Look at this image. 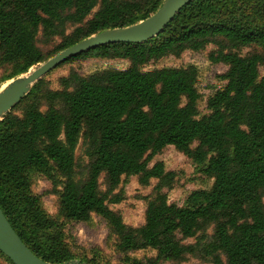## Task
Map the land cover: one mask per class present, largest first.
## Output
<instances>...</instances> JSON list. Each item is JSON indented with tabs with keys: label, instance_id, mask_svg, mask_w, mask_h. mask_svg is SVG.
<instances>
[{
	"label": "trees",
	"instance_id": "trees-1",
	"mask_svg": "<svg viewBox=\"0 0 264 264\" xmlns=\"http://www.w3.org/2000/svg\"><path fill=\"white\" fill-rule=\"evenodd\" d=\"M164 1L0 0V87L93 35L149 18ZM209 47L208 61L227 70L201 116L196 66L146 67ZM89 59L128 67L88 76L72 67L55 87L46 75L0 121V207L22 242L51 264H113L99 247L88 256L66 241V225L96 216L118 264H264V0H193L155 38L96 47L56 69ZM168 147L213 181L182 207L168 199L180 173L151 165ZM33 174L51 182L54 217ZM131 177L150 189L139 227L113 210ZM139 252L151 255L134 259ZM0 264L13 262L0 251Z\"/></svg>",
	"mask_w": 264,
	"mask_h": 264
},
{
	"label": "rangeland",
	"instance_id": "rangeland-1",
	"mask_svg": "<svg viewBox=\"0 0 264 264\" xmlns=\"http://www.w3.org/2000/svg\"><path fill=\"white\" fill-rule=\"evenodd\" d=\"M212 47H209L204 53L185 52L179 59L168 57L156 64L146 67V71L161 68H183L194 65L199 69L198 89L203 96L200 103L201 116L209 114L206 109V101L216 91L222 89L225 82L219 76L223 75L227 68L223 65H213L208 61L207 55ZM37 67V66H36ZM34 67V68H36ZM78 68L83 76L92 75L107 69L123 70L128 67L125 61H108L99 59H89L79 64L65 65L59 69L53 70L47 74V79L52 82L53 87L56 86L58 77L66 75L70 68ZM1 75V72H0ZM260 77L264 79V68H260ZM9 83V82H8ZM8 83L0 87L2 91ZM79 149L76 155H79ZM156 161H162L167 171L179 172L178 183L176 187L168 192L169 203L183 206L187 197L196 190L210 189L212 182L203 177L201 166L190 161L184 155L175 150L174 147H168L161 156L157 157L151 165ZM33 192L42 199V205L45 212L54 217L56 215L57 196L50 193L51 182L40 174H33ZM125 200L118 206H113V210L119 211L124 219L125 224L130 227H139L144 223L145 203L143 197L149 194L150 189H143L138 184L135 177L129 178L122 186ZM66 241L75 253H86L92 255L93 248L99 247L106 254L104 257L111 260L113 264L119 263L118 254L107 243L108 231L106 224L96 216H93L90 223L76 224L71 223L65 226ZM87 249V251L83 250ZM151 255L148 252H139L132 255L134 259L142 260L145 256ZM79 262V261H78ZM80 264V263H79ZM185 264H202L197 260H189Z\"/></svg>",
	"mask_w": 264,
	"mask_h": 264
},
{
	"label": "water",
	"instance_id": "water-1",
	"mask_svg": "<svg viewBox=\"0 0 264 264\" xmlns=\"http://www.w3.org/2000/svg\"><path fill=\"white\" fill-rule=\"evenodd\" d=\"M193 0H165L160 9L149 18L126 28L109 29L60 52L45 63L32 68L27 74L13 79L0 91V121L22 99L33 86L69 59L96 47L116 43L142 44L156 36L171 22L185 5ZM0 251L13 264H51L36 257L16 234L0 207ZM72 261L63 264H79Z\"/></svg>",
	"mask_w": 264,
	"mask_h": 264
}]
</instances>
